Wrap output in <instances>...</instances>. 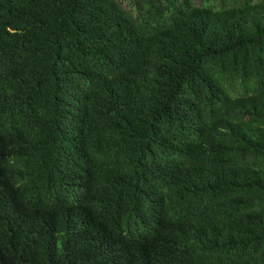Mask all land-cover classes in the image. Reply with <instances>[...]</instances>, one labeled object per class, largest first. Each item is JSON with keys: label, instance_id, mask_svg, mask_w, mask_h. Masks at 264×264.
<instances>
[{"label": "trees", "instance_id": "16d2710c", "mask_svg": "<svg viewBox=\"0 0 264 264\" xmlns=\"http://www.w3.org/2000/svg\"><path fill=\"white\" fill-rule=\"evenodd\" d=\"M0 264H264V0H0Z\"/></svg>", "mask_w": 264, "mask_h": 264}]
</instances>
